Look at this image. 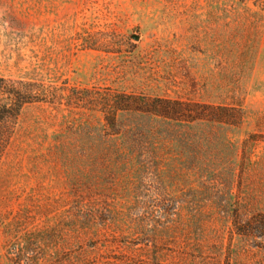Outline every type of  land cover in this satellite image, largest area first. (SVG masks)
Returning <instances> with one entry per match:
<instances>
[{
  "label": "rangeland",
  "instance_id": "obj_1",
  "mask_svg": "<svg viewBox=\"0 0 264 264\" xmlns=\"http://www.w3.org/2000/svg\"><path fill=\"white\" fill-rule=\"evenodd\" d=\"M0 77L51 92L0 158V264H264L234 227L264 216V0H0Z\"/></svg>",
  "mask_w": 264,
  "mask_h": 264
},
{
  "label": "trees",
  "instance_id": "obj_2",
  "mask_svg": "<svg viewBox=\"0 0 264 264\" xmlns=\"http://www.w3.org/2000/svg\"><path fill=\"white\" fill-rule=\"evenodd\" d=\"M51 92L43 83L14 80L0 77V158L9 144L15 131V124L22 108L30 103L47 101ZM116 111H143L176 120H216L222 122L242 121L241 108H225L209 104L188 103L181 100L164 98H148L118 94L113 100ZM232 113L234 120L226 119L224 115ZM234 227L240 235L264 237V216H257L256 220L239 221L234 218Z\"/></svg>",
  "mask_w": 264,
  "mask_h": 264
}]
</instances>
